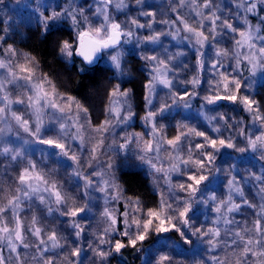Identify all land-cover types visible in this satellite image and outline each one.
Segmentation results:
<instances>
[{"label": "snow or ice", "instance_id": "6c2138e0", "mask_svg": "<svg viewBox=\"0 0 264 264\" xmlns=\"http://www.w3.org/2000/svg\"><path fill=\"white\" fill-rule=\"evenodd\" d=\"M19 2L20 0H17V3ZM2 3L3 0H0V4ZM134 3L140 9L138 15L129 18L123 24L117 22L110 10L114 8L115 11L121 12L128 8L129 5L126 0H98L94 8L89 7L88 14H86V9L83 6H73L74 0H70L69 4L63 7H54L46 0H36L33 12L37 14L38 25L43 30L42 34L45 35L58 30L60 22L71 20L72 26L77 30V43L74 45L68 40L55 42L61 57L67 63H72L73 57L78 56L82 58L83 63L91 65L96 62L101 53L108 52L112 67L117 70L120 76H124L126 73L123 57L120 52L117 51L113 54V51L123 43H131L133 39L137 44H161L162 37L170 36L172 40L189 41L197 46L194 75L191 80L185 81L186 84L193 86V91L189 92L187 88L183 93L170 91L168 98L172 103L165 102L158 107L153 104L152 96L156 93L157 86L169 90L173 88V80L168 75L176 67L172 62L185 53L166 54L163 58L157 55L141 57L148 62H155L149 72L150 79L145 84L149 94L145 95L144 99L149 110L141 117L145 127L150 125L149 133L127 132L121 128V132L124 134L120 135L114 131L121 125H128L136 115L129 103L130 90H122L119 84L113 87L108 93L110 105L105 110V119L93 126L86 107L75 97L60 93L56 83L47 73L38 75L39 62L36 57L30 53L18 52L12 44H8L6 48L2 49L4 58L0 59V70H3V79H0V92H3L4 95L0 96V103L3 104L0 106V120H6L10 112L11 118L16 121L17 125L24 132L34 137L38 143L58 149L59 152L54 154L66 157L72 162L70 165L73 167L72 175L82 181V184L77 185L79 191L76 195H66L62 193L57 182H49L47 173L37 170L35 161L28 160L27 166L18 171L17 186L14 192L5 196L4 202H0V264H26V252L29 249H34L36 253L40 254V264H57L59 253L56 250H64L68 247L69 236L75 237L70 256L76 258L75 264H83V260L80 259L83 248L78 245L89 226L82 225L78 218L82 214L90 212V205L99 199L104 201L101 216L105 227H103L101 234L94 233L98 241L96 247L93 248L92 244L87 246L99 258L101 264H105L113 253H120L125 247L136 248L139 242L146 239L149 231L153 228L158 234L175 230L180 233L183 242L189 245L193 243L191 237H197L208 245L209 251H215L223 244L236 257L232 261L228 259L227 253L223 259L213 255L210 257L212 264H248L249 257L254 258L251 264H264V203L257 206L245 198L243 189L239 187V181L235 177L227 181L229 186L227 199L218 198L214 193L205 195L201 185L209 180V176L205 172L209 171L208 165L215 162L214 152L200 151L198 153L199 158H194L189 142L187 158H183L181 155L184 151L183 141L194 134L207 142L206 144L196 143L195 148L197 150H203L207 147L215 150V152H219L221 148L234 149L240 153L251 150L258 152L259 159L264 161V131L254 137L248 135L246 145L239 147L231 136L212 138L206 132L182 123L175 125L178 134L168 138L163 134L165 125L160 124L157 119L158 116H162L174 105L181 106L179 102H182L184 109H189L191 107L190 101L200 95L199 86L203 82L201 73L205 67L203 59L205 54L200 49L206 48L209 44L213 46L216 57L215 62L211 64L212 69L223 67L222 60L233 55L236 65L233 72L242 66L241 57L251 65V68L247 69L251 75L255 76L258 71L264 72V35H261V26L259 24L252 25L247 15H244L241 17L244 27L238 29L229 19H222L216 12L212 11V8L215 7L213 0H201L199 3L197 0H178V7L173 10L178 11L179 8L188 7L189 14L187 17L182 14L177 15L172 21H157L156 12L147 10V0H134ZM258 4H264V0H246V2L241 0L236 7L243 9L244 13H254ZM169 6L171 7V0ZM200 9L207 10L208 14L205 15V12ZM139 16H144L147 19L141 23ZM261 19L264 20V17ZM204 20H208L210 23L206 25ZM154 23L166 25L170 30L168 32L155 30L153 28ZM0 25H3L0 27V31L4 33H8L14 27L9 23V20L2 18H0ZM178 25H182V27ZM173 26H175L174 31L171 30ZM143 28L149 29L147 35L140 36L134 31V29ZM224 30L239 36L240 39L234 41L236 47L243 49L247 46L249 53L243 54L230 48L216 47L218 44L217 35ZM181 32L185 34L181 36ZM4 40L5 36L0 35V41ZM257 41L260 42L259 46H257ZM164 51L167 53V49ZM182 67L187 66L183 65ZM218 75L220 79L216 80L209 90H206L210 91L211 94L202 97L206 104L215 105L221 101L232 104L241 103L247 111L254 113V120L264 122V115L260 114L259 102L248 95L241 96L245 87L242 79L235 76L230 77L223 71H220ZM21 81L23 83H20ZM8 85L12 86L13 91L16 88L25 89V93L18 94L15 99H12V92L8 90ZM13 104L24 105L26 109H30L29 119H25L24 114L13 111L11 107ZM82 113L84 114L83 117L81 116ZM33 116L35 117L34 121L31 120ZM45 116H49L50 123L54 126L58 125V132L54 137L45 138L43 135ZM82 118L85 123L80 122ZM210 119L217 122V126L213 127L212 130L218 134L221 133V121L224 128H232L239 123L238 120L226 113L213 115ZM88 128L96 135L89 137L86 142L84 133ZM181 128H187V132H179ZM262 128H264V124H262ZM4 131L3 128H0V135H3ZM240 134L244 135V133ZM109 135H111V141L107 142ZM145 135H150L151 139L144 140ZM69 139L78 141V148L87 151L86 159L77 151H72L67 143ZM141 141H143L142 148L139 147ZM133 144L137 145L138 148L135 158L150 169L163 173L162 179L169 184L170 189L179 190L173 193L179 207L173 208L172 204L165 203L163 193H161L160 206L149 208L145 213L138 198L133 200L131 197L125 198L123 196V189L115 181L112 173L114 163L111 156L102 164L99 163L101 156L108 155L109 152L120 155L121 152L129 151ZM165 144L172 148L176 155L168 152L167 148L163 147ZM106 149L107 151H105ZM162 151L166 154L164 159L160 157ZM153 152L156 154L155 157L149 155ZM0 156L11 162H17L23 159L24 154L18 149L5 145L0 148ZM164 160L168 162L167 168L164 167ZM122 163H126V160H122ZM190 165L192 170H188ZM182 166H184L183 169ZM234 168L235 165H230V169ZM185 171H187L189 183H171L172 173L184 174ZM216 171L219 172L220 168L217 167ZM249 175L259 182L258 193L261 194V200H264V175H256L254 172ZM180 192L187 193L183 200L179 196ZM42 193L49 195L45 197ZM97 193L101 195L98 196ZM197 193L201 194L199 200H197ZM233 193L241 197V202H236ZM34 198L40 205L45 206L49 216L57 213L59 216L65 217L64 222L72 231L68 235L61 234L55 227L46 231L43 227L38 226L40 221L35 214L31 216L30 223H27L22 218L21 213L24 211L25 201L29 202V210H31V202ZM121 199H125V203L120 210L108 206L119 202ZM196 202L203 205H208L211 202L212 211L217 214L213 221L214 224L221 221L224 225L233 224L234 218L230 217L233 213L240 211L243 205L253 209L259 207L260 210L255 213L256 218L252 221L251 229L245 227L232 232V239L229 244L223 239L220 227H209L205 230L203 226L197 227L190 223L192 217L189 214L194 211L193 205ZM53 204L57 207L54 208ZM137 213L142 215L137 216ZM174 215L184 228L191 229L190 236L188 232L177 226V223L174 222ZM120 224H123L122 228L118 227ZM228 231L226 229L225 235L228 234ZM116 232H119L126 239L122 241L106 238L111 233ZM104 244L109 245L107 250L102 247ZM5 249L9 253L8 256L4 255ZM237 249L239 250L238 253ZM33 259H37V257L33 256ZM65 259L68 260V264H73L71 259L67 257ZM165 262L171 264V257L162 255L156 264H165ZM194 264H204V261H194Z\"/></svg>", "mask_w": 264, "mask_h": 264}, {"label": "rangeland", "instance_id": "374dc122", "mask_svg": "<svg viewBox=\"0 0 264 264\" xmlns=\"http://www.w3.org/2000/svg\"><path fill=\"white\" fill-rule=\"evenodd\" d=\"M47 3L52 6H66L69 4L70 0H46ZM129 7L124 9L121 12L115 11V9H111L112 16L117 20V22L125 23L129 18L133 16H137L140 9L137 5H135L134 0H126ZM170 0H147V10L156 12V20H174L177 15H184L185 17L189 14V8H179L178 11H174V8L178 7V0H171V7L169 6ZM197 2H201V0H197ZM241 0H213L215 7L212 8V11L216 12L217 15L221 16L222 19H229L230 22H233L235 26L240 29L243 28V24L241 22V17L247 15L248 20L252 25L255 24L250 17H256L258 13V8L264 10V4H258L254 13H244L243 9H237L236 5L240 3ZM246 2V0H245ZM36 0H20L17 3V0H3V3L0 4V18L9 20V23L14 27L10 29L8 33H4L0 31V35L5 36L4 41H0V59H3L2 49L6 48L8 44H12L14 47L17 45L18 38L17 36L20 33V41H22V32L24 27L38 25L37 22V14L33 12V8L35 7ZM98 3V0H74L73 6L80 7L83 6L86 9V14H88L87 10L89 7H95ZM205 12V15L208 14L207 10L200 9ZM239 13V15H237ZM91 18V17H90ZM262 18V17H261ZM261 18H259L260 26H262ZM141 23L145 22L147 19L144 16H139ZM199 19V18H198ZM206 25L210 23L208 20L203 21ZM219 23V22H218ZM39 26V25H38ZM182 27V25H178ZM3 27V25H0ZM68 27L75 34V41L77 43V30L72 26L71 20H64L58 24V28ZM153 28L155 30H163L164 32H168L170 29L168 26L154 23ZM171 30H175V26ZM134 31L140 35H147L149 29H134ZM185 33L181 32L180 35L183 36ZM261 35H264L261 33ZM235 39H240L239 36H236L234 33H231L228 30L222 31L221 34L217 35L218 44L216 47L218 48H230L234 51L242 52L243 54H248L249 50L247 46L243 49L237 48L235 45ZM74 43V45L76 44ZM257 46H259L260 42L257 41ZM196 47L189 41L182 40H172L170 36L162 37L161 44H137L135 39L131 43H123L117 47L116 50L113 51L115 54L117 51L122 54L124 67L126 69V73L124 76H120L117 73V70L112 67L110 56L108 52H104L101 54V58L98 62L105 64L109 68H111L114 73V77L116 79V84H119L121 89H126L124 87L125 81L129 78V60L130 57H137L140 61L143 62V69L147 73L148 80L150 79L149 72L151 67L155 62H148L146 60L141 59L144 55H157L163 58L166 54L172 55L177 52L185 53L183 56L177 57L175 61L172 63L176 65L174 70L170 72L169 78L173 80V88L171 90L164 88L162 86H157L156 93L152 96L153 104L157 107L160 104L167 102L171 104L172 101L168 98L170 91H178L183 93L185 88L189 92L193 91V86L191 84H186L185 81L191 80L194 75L193 69L195 68V62L197 59ZM16 48V47H15ZM17 49V48H16ZM165 49H167V53H165ZM18 52H20L17 49ZM200 51L204 52V61L205 67L203 72L201 73L202 83L199 86L200 95L193 98L190 103L191 107L189 109H184L182 107V102H179L181 106H173L169 111H166L162 116H158L157 119L160 124L165 125L164 136L171 138L178 134V130L175 127L177 123H182L188 125L189 127L196 128L199 131L206 132L212 138H227L231 136L234 142L239 147H244L246 145V138L248 135H259L261 131H264L262 128V121L254 120L253 115L245 109V106L241 103L232 104L227 101H221L216 103L215 105H208L202 99L204 95H210L209 90L214 84L216 80H219L220 77L218 73L220 71L226 72L230 77L235 76L241 78L245 87L241 92V96L248 95L250 98L255 99V94L257 92V88L264 83V72H257L255 76L251 75V73L247 70L251 68V65L248 64L246 60L242 59V66L238 68L237 71L233 72V68L235 65V57L233 55H229L228 58H224L222 60L223 67H218L217 69H212L211 64L215 62V52L214 48L211 44H209L206 48L200 49ZM78 56H74L73 59ZM19 59V58H18ZM64 60V59H63ZM65 61V60H64ZM66 62V61H65ZM67 63V62H66ZM186 65L187 67H182ZM41 73L40 68L38 67V75ZM215 76V79H214ZM0 79H3V70H0ZM20 83H23L21 81ZM250 85V87H249ZM8 90L12 92V99H15L16 95L25 93V89L16 88L14 91L11 85H8ZM222 87V85H221ZM62 93V92H60ZM63 94V93H62ZM149 94L147 89V95ZM4 93L0 92V96H3ZM77 100V99H76ZM256 100V99H255ZM129 103L132 106V111L134 112V106L132 105L131 95L129 98ZM110 102L107 107H109ZM203 105V106H202ZM0 106H3L0 103ZM13 111H17L18 114H24L25 119H29L30 109H26L24 105L13 104ZM148 107L146 106V112L148 111ZM145 112V114H146ZM219 113H226L228 116L234 117L235 120H238L239 123L236 124L232 128H224L223 122H220L221 133H216L212 129L217 126L216 121H212L210 118L213 115H218ZM144 114V115H145ZM261 114V112H260ZM83 113L81 116L83 117ZM88 115L90 116L89 112ZM106 116V115H105ZM91 117V116H90ZM207 117L208 119H206ZM105 119V117H104ZM31 120L34 121L35 117H31ZM103 121V120H102ZM81 123H85L83 118L80 121ZM91 124L93 126L97 125L94 123V120L91 119ZM10 126V130H9ZM0 128H3L5 131L3 135H0V148L7 145L9 147L18 149L23 152V159L17 162H11L3 156H0V202H4V197L14 192L16 184V177L18 171L23 167L27 166L28 160L35 161L37 163V170L43 171L47 173V179L49 182H57L58 187L62 193L66 195H76L79 191L77 188L78 184H82V181L78 180L75 176L72 175L73 167L72 162L69 161L66 157L55 155L54 153L59 152L58 149L51 148L47 145H43L38 143L34 137L30 136L28 133L24 132L22 128H20L16 121L11 118V113L9 112L6 120H0ZM121 128H124L127 132H140V133H149V127L144 126V122L141 118L135 117L128 125H121L117 127L114 131L123 135L121 132ZM58 132V125H53L50 123L49 116L44 117V128L43 135L45 138L54 137ZM179 132H187V128L179 129ZM240 133H244L241 135ZM86 142L88 138L91 136H95V133L91 132V129H86L85 133ZM119 139V137H117ZM151 139L150 135H145L144 140ZM111 141V135L108 137V141ZM189 142L192 146V155L194 158H199L198 153L200 151H212L214 152L216 159L214 164L208 165L209 171L205 172L206 175L209 176V180L205 181L201 185V189L205 195L215 194L218 198L227 199V195L229 192V186L227 181L232 179L233 177L239 181V187L243 189L244 196L250 202L259 206L264 203V200H261V194L258 193L259 182L250 177V173H256V175H264V161L259 159V153L253 152L251 150L246 151L244 153H240L235 151L234 149L229 148H221L219 152H215V150L207 147L203 150H197L195 148L196 143L206 144L207 142L202 137H197L194 134L190 135L183 141L184 151L181 153L183 158H187V148L189 146ZM69 147L72 151H77L82 155L83 158H87V151L84 149L78 148V141H73L69 139L67 141ZM139 147H143V141H141ZM164 148H167L168 152H172L173 155H176V152L167 146L163 145ZM107 151V149L105 150ZM138 151L137 145L133 144L131 149L127 152H121L120 155H116L115 153L109 152L108 155H104L100 157L99 163H103L106 161L109 156H111L114 169L112 173L115 177V181L122 187L123 196H125V190L123 186L120 184V172L123 170H141L145 175L149 178V183H151V188L153 191L158 194L159 200H161V193H163L165 203L172 204L173 208L179 207L176 197L173 193L178 192V189H170L169 184L162 179L163 173L156 172L154 169H150L146 164H142L139 160L135 158V153ZM152 157H155V152L150 153ZM165 152L160 153L161 159H164ZM122 160H126V163H122ZM207 164V161H206ZM230 165H235L234 169H230ZM159 166V164H158ZM164 167H168L167 160H164ZM220 168V171L217 172L216 168ZM184 166H182V169ZM188 170H192V166H188ZM171 183L179 184V183H189L187 181V171L184 174L180 172L171 174ZM107 178V177H106ZM47 197L48 193H42ZM96 195H101L97 193ZM197 200L201 198V194L197 193ZM179 196L181 200L186 198L187 193L180 192ZM233 197L236 202H241V197L235 193H233ZM132 198V197H131ZM135 200L134 198H132ZM140 202V201H139ZM83 203V201H80ZM125 203V199H121L117 203L109 204L110 208H116L117 210L121 209V206ZM54 208L57 207L55 204L52 205ZM140 206L144 209L145 213L147 209L143 206L142 202H140ZM160 206V202H159ZM91 211L82 214L78 219L82 225H88V229L86 230L82 241L78 246L83 248L82 256L80 257L83 260V264H101L98 257H96L91 249L88 248V244H92L93 248L96 247L98 241L95 238V234L99 235L102 233L103 227L105 225L102 223L101 212L104 208L103 199L93 201V204L90 205ZM213 205L211 202L208 205L200 204L199 202L194 203L193 208L194 211L189 215L192 217L190 221L191 224L200 227L203 226L205 230L209 227H220L221 235L224 240L228 241L230 244L232 239V232L239 231L241 228H249L252 227V221L256 218L255 213L260 209L259 207L253 209L248 207L247 205H243L240 211L232 214L234 218V223L231 225H224L223 222H219L218 224H214L213 221L216 218V213L212 211ZM158 208V207H157ZM35 214L39 218V225L43 227L46 231L49 228L55 227L57 230L63 234L68 235L72 231L70 227L64 222L65 217L59 216L57 213H53L49 216L46 212L45 206L40 205L39 202L34 198L31 202V210H29V202L25 201L24 203V211L21 213L22 218L30 223L31 216ZM142 215L141 213H137V216ZM174 222L177 223L178 227H181L182 230L188 232L189 236L191 233L190 228H184L178 219H176L174 215ZM118 227L122 228L123 224L118 225ZM228 231V234L225 235V231ZM107 239H120L124 241L122 235L119 232L111 233ZM193 243L191 245L185 244L183 242V238L180 233L172 230L167 233H156L154 228L149 231L146 239L142 242H139L136 248L129 247L135 251L134 259H137L139 264H156V261L159 260L160 256L167 255L171 257V264H194V261L203 260L204 264H212L210 257L215 255L220 258H224L226 253L228 259L234 261L236 257L232 254L228 248L224 247L222 244L215 251H209L208 245L203 243L197 237H191ZM75 242L74 236H69V244L68 247L64 250L57 249L56 251L59 253L57 258V264H68V260L71 259L73 264L76 262L75 257L70 256V251L72 244ZM114 242V240H113ZM102 247L107 250L109 248L108 244L102 245ZM124 249V248H123ZM122 249V250H123ZM121 250V251H122ZM237 253L239 250H236ZM4 255L8 256L9 253L7 249L4 250ZM39 253H36L34 249H29L26 252L27 260L26 264H40L39 262ZM33 256H36L37 259H33ZM254 258L249 257L248 264H251V261ZM134 261V260H133ZM105 264H127L122 256V252L113 253ZM135 264V263H133ZM168 264V262H165Z\"/></svg>", "mask_w": 264, "mask_h": 264}, {"label": "trees", "instance_id": "16d2710c", "mask_svg": "<svg viewBox=\"0 0 264 264\" xmlns=\"http://www.w3.org/2000/svg\"><path fill=\"white\" fill-rule=\"evenodd\" d=\"M256 17L250 19L260 24L259 18L264 17V10L258 8ZM261 33L264 34V21H261ZM38 25L26 26L22 32V41L19 39L15 46L22 53H30L39 62L41 73H47L57 88L63 94L71 95L88 109L91 119L99 124L106 115L109 97L108 93L115 87L116 79L111 68L103 63L88 65L82 62L81 57H75L72 63H66L59 53L56 41L68 40L76 43L75 34L68 27H60L54 33L42 34ZM129 78L124 87L130 90L132 105L136 117L141 118L146 112L147 95L145 84L148 83L147 73L143 69V62L137 57H130ZM255 99L259 102V110L264 115V83L257 88ZM264 123V122H262ZM120 184L125 190V196L139 199L146 209L159 207V197L151 188L149 178L141 170H123L120 173ZM122 256L127 264H139L134 259L135 251L125 247ZM134 260V261H133Z\"/></svg>", "mask_w": 264, "mask_h": 264}, {"label": "water", "instance_id": "95a60500", "mask_svg": "<svg viewBox=\"0 0 264 264\" xmlns=\"http://www.w3.org/2000/svg\"><path fill=\"white\" fill-rule=\"evenodd\" d=\"M101 54H102V53H101ZM101 54L99 55V57H98V59L96 60V62L93 63V64H91V65L98 64L97 62L100 60V58H101Z\"/></svg>", "mask_w": 264, "mask_h": 264}]
</instances>
